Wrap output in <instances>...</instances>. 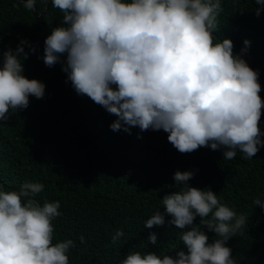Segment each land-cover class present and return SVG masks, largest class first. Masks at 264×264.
Instances as JSON below:
<instances>
[{"label": "clouds", "instance_id": "clouds-1", "mask_svg": "<svg viewBox=\"0 0 264 264\" xmlns=\"http://www.w3.org/2000/svg\"><path fill=\"white\" fill-rule=\"evenodd\" d=\"M21 2L36 10L37 0ZM255 3L264 8V0ZM51 5L62 21L45 39L43 62L49 68L60 63L78 94L118 117L113 131L163 130L181 154L210 147L223 149L224 160L235 159L238 151L252 159L264 147L259 71L244 58L251 42L246 39L236 53L232 39L216 42L213 35L222 0H51ZM260 12L256 9L257 17ZM28 43L0 50V121L9 119L10 109H26L30 96H45V84L23 74ZM194 175L177 170L175 184L167 187L183 188L166 193L164 210L144 224L148 229L164 226L171 217L167 223L182 230L184 247L163 257L131 251L121 264H237L227 242L243 232L248 217L221 203L210 188L190 187ZM44 188L31 180L19 191L0 185V264H70L68 252L75 242L53 243L52 221L61 215L60 201L41 206L35 199ZM253 203L264 208L259 197ZM197 217L215 234L212 242L195 226ZM122 236L117 230L113 243ZM79 239L86 242L83 235ZM157 239L154 232L148 236L151 244Z\"/></svg>", "mask_w": 264, "mask_h": 264}, {"label": "trees", "instance_id": "trees-1", "mask_svg": "<svg viewBox=\"0 0 264 264\" xmlns=\"http://www.w3.org/2000/svg\"><path fill=\"white\" fill-rule=\"evenodd\" d=\"M44 5L37 0L34 16L21 0H0V50L28 41L23 74L46 86L44 98L30 96L26 109H10L9 119L0 121L2 190L19 191L29 180L43 183L44 191L35 199L41 206L60 201L61 215L52 221L53 243L75 242L68 252L70 264H121L131 251L163 257L184 247L179 239L182 230L167 223L171 217L166 216L164 226L148 229L144 224L157 210H164L166 193L183 188L167 187L175 184L174 173L193 171L190 187L211 189L221 203L248 217L243 232L227 242L237 264H264V208L253 203L257 197L264 200V147L252 159L238 151L235 159L224 160L223 149L210 147L181 154L163 130L113 131L110 126L118 117L78 94L60 63L49 68L43 62L45 39L62 21L51 0L36 18ZM222 7L213 33L216 42L232 39L236 53L246 39L251 42L244 58L259 71L264 100V8L255 0H222ZM259 126L264 132V114ZM200 220L196 218L195 226L212 242L215 234ZM117 230L124 236L113 243ZM153 232L156 244L148 241Z\"/></svg>", "mask_w": 264, "mask_h": 264}, {"label": "water", "instance_id": "water-1", "mask_svg": "<svg viewBox=\"0 0 264 264\" xmlns=\"http://www.w3.org/2000/svg\"><path fill=\"white\" fill-rule=\"evenodd\" d=\"M49 1H50V0H48V3H49ZM48 3L44 5V10H43V12L41 13V15L37 16L36 18H40V17L44 14V11H45V9L47 8ZM30 11H31V10H30ZM31 12H32V14H33L34 16H36L35 13H34V11H31Z\"/></svg>", "mask_w": 264, "mask_h": 264}]
</instances>
